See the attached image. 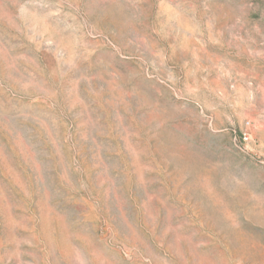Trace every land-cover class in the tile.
<instances>
[{"label": "rangeland", "instance_id": "rangeland-1", "mask_svg": "<svg viewBox=\"0 0 264 264\" xmlns=\"http://www.w3.org/2000/svg\"><path fill=\"white\" fill-rule=\"evenodd\" d=\"M0 264H264V0H0Z\"/></svg>", "mask_w": 264, "mask_h": 264}, {"label": "built area", "instance_id": "built-area-1", "mask_svg": "<svg viewBox=\"0 0 264 264\" xmlns=\"http://www.w3.org/2000/svg\"><path fill=\"white\" fill-rule=\"evenodd\" d=\"M245 140H247V137H245Z\"/></svg>", "mask_w": 264, "mask_h": 264}]
</instances>
